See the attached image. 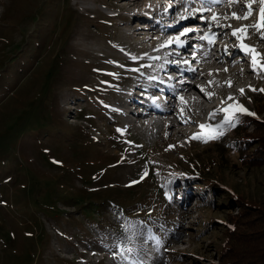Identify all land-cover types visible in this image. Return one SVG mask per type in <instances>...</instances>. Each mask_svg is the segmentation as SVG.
Returning a JSON list of instances; mask_svg holds the SVG:
<instances>
[{"label": "rangeland", "instance_id": "1", "mask_svg": "<svg viewBox=\"0 0 264 264\" xmlns=\"http://www.w3.org/2000/svg\"><path fill=\"white\" fill-rule=\"evenodd\" d=\"M155 1L0 0V264L209 263L224 231L214 221H225L229 209L223 197L215 202L206 190L212 184L226 189L228 182L252 197L264 196V166H234L231 159L215 164L212 174L187 171L171 186L175 170L168 160L176 157L193 169L190 156H200L202 147L195 153L196 145L204 141L192 134L202 129L178 133L161 122L148 123L150 117L135 123L130 119L134 113L119 103L134 88L145 92L155 83L147 80L150 72L170 61L180 65V59L170 57L179 43L171 54L156 50L186 27L167 33L184 22L176 10L163 29L160 18L144 28L138 25L153 7H163ZM197 3L202 8L211 4ZM256 11L249 21L225 22H234L235 29L256 23ZM191 26L193 36L183 40L192 38L191 56L199 52L204 59L210 44L202 37L209 27ZM258 30L249 28L244 43L264 53V29ZM132 56L161 61L143 68L145 62L135 65ZM202 59L190 63L197 73ZM250 61L240 65L244 73L251 72L244 87L238 83L232 92L233 101L254 112L251 97L264 89V72H254ZM230 73L218 76L229 79ZM169 74L175 77L178 71ZM135 98L144 99L140 92ZM191 104L175 101L167 112L176 118ZM198 111L188 115L199 124H218L224 117L219 111L213 117L212 111ZM229 136L219 140L231 145ZM225 151L238 159L236 152ZM202 153L203 161L211 155ZM145 169L148 175L141 179ZM132 218L138 226L125 232ZM119 237H131L125 240L132 249L125 253L129 259L113 255L119 252Z\"/></svg>", "mask_w": 264, "mask_h": 264}, {"label": "bare ground", "instance_id": "2", "mask_svg": "<svg viewBox=\"0 0 264 264\" xmlns=\"http://www.w3.org/2000/svg\"><path fill=\"white\" fill-rule=\"evenodd\" d=\"M154 4L162 5V0H156ZM209 5L210 6H208L207 8L205 7L203 8L211 9V11L197 12L194 16H190L189 19L188 20L186 19L183 23H176V25H174V27L170 29L167 33L168 34L176 33L183 26L190 27L191 25L200 24L204 27V26H207L209 23H211L213 26L211 28H208L207 32L215 33L214 43L218 44L219 46L216 48H213L212 47L213 43L210 44L209 46L210 51H208V54L204 57V59H202L203 57L200 58V55H198L199 52L198 54H194V56L192 57L189 52V49H191L190 46L192 45L194 46L193 44L194 40L191 38V39H188L186 47L184 46L183 48H180L178 50L180 51L179 54L172 53L170 57L173 56L176 59L177 58L180 59L181 60L180 65L179 63L177 64L175 61H170L167 67L165 66L159 71L160 73L164 75V76H161V78L163 77L162 79H166V75L168 74V72H170V70L176 69L178 71V75H175V77H173L172 79L173 83H172L171 89H160L158 87H152L155 84L153 83L151 85V88H148L145 91V92H148L153 89L154 94L159 95L163 93L165 95L163 97H165L166 99L165 104H163V107H166L167 109L165 110L163 108H158L160 106L159 105L157 106V104H155L154 102L150 103L149 112L143 113L141 110V111H138L136 114H134L132 118H130L132 121H135V123L138 117L143 118L142 122H147L146 121L147 117H150L148 123L151 124L153 122L158 121V122H161L163 125H166V127L168 128L175 127L178 133H185L188 131H197L200 129L198 126L199 125L198 120L190 118L188 115L190 114L188 113L189 111L191 112L192 109H194L196 111L200 110L203 113H207L209 111H212L213 109H218L220 105L230 102L227 100L229 93L232 94V97L234 99L235 94L232 91H236L239 88V87H236V84L240 83V86L244 87L243 83L245 81V77L247 75H250L251 72L248 71L247 73L246 72L244 73L240 65H242L246 61L251 60V58H248V56L245 55L238 48V41L236 37L233 35L232 30H231V29H235L234 28L235 23L234 22L230 23L229 21L228 23L225 22L227 20H232V21L236 20L239 22V20L242 21L243 19L229 18L225 20L223 17L225 15L230 16V14L233 12L239 14L240 16H244V13L248 10L245 4V0H222L221 3H211ZM250 6H251L252 11H251V14L248 16L249 18L253 17L257 12L256 10L261 8L260 0H253ZM197 7L202 8L201 5L193 2L189 6L187 11H189V9L191 11L193 8H197ZM145 12L147 13V11ZM160 12H161L160 19L162 21L163 18H165V12L164 11H160ZM213 12L220 14L218 17L219 24L221 25L220 27H217L216 23L211 21V19H209L208 21L200 19L202 15L203 16L206 15L207 17L210 18ZM136 16L139 17L138 19L142 18L141 14H136ZM148 16L150 17V15ZM248 17L246 18V20H248ZM197 22H200V23H197ZM225 24L231 25V28L223 27V25ZM253 24H255L254 21L250 22L248 25H253ZM152 28L146 27V31H150ZM250 29H253L254 31L256 28H250ZM194 31H195V28L193 26L191 32L183 36H180V33H179L177 36H180V39L183 40V38L185 37L193 36ZM203 31L205 32V29L201 28V32ZM174 38L175 37H169V39H172L171 44L165 43L163 44L164 46H160L156 48L157 53H166L168 49L177 46V42ZM225 46H227L226 50H225ZM188 58H191V61ZM200 59H202L203 62H202V65L201 63L199 64L201 70L199 73H197L195 71L197 70V66L193 67L192 65H190V63L193 61H199ZM141 61L143 63L145 61H148L150 63V62H160L161 59H159V57L158 59H156V57H153L151 59H145V60L144 58L143 59L138 58V59H135L134 63L137 65L138 63H141ZM220 64L222 65L225 64V68L224 69L221 68L222 69L221 70L219 68L221 66ZM199 65H198V68H199ZM228 69L231 70L230 75H228L230 76V78L221 79L218 75L221 73L223 74L228 73ZM150 76L154 77L153 74H150L147 80L149 79ZM139 81H146V80H144L143 78H139ZM209 81H211V83H209ZM227 81H231L230 86L229 84L227 85L226 83ZM132 87L134 88V85ZM138 88L139 87L134 88L133 93L127 99L119 100V103L123 104L126 107L127 111H129L128 109H131L130 107L133 106L132 104L137 102L135 98L136 97L135 92L139 91ZM205 88L206 90H210L209 92L213 93L211 97L207 95V93H209L208 91H204ZM195 91H198L200 94L195 95L196 93L195 94L193 93ZM169 94H172V95L169 97L168 96ZM181 96L187 102L185 104H188V103H193V104H191L192 106L190 105V107L186 110L185 114L175 113L176 118H174L167 111H168V108L171 107L172 104H175V101L177 102L180 101V103H182V101L179 99V97ZM222 101L224 103H222ZM182 124H187L190 128H188V130L185 131L184 126Z\"/></svg>", "mask_w": 264, "mask_h": 264}, {"label": "trees", "instance_id": "3", "mask_svg": "<svg viewBox=\"0 0 264 264\" xmlns=\"http://www.w3.org/2000/svg\"><path fill=\"white\" fill-rule=\"evenodd\" d=\"M251 99L254 102L253 110L256 115L242 114L238 116L239 123L235 127L223 131L225 136L230 134L228 138L232 142L231 145L228 142H221L220 137L199 143L198 146L196 145L195 153L199 147H202L199 151L200 156H190L193 169L187 168L183 161L176 157L168 160L175 170L171 186L187 171L192 174H212L215 164L230 159L233 160L234 166H237V162L249 168L264 166V91L258 90ZM226 148L236 152L238 159L229 157ZM203 150H207L208 154L211 153L210 157H206V161H203L205 156ZM225 184L226 189L212 184L211 188L206 190L212 193L213 201L216 197H223L229 211L225 221H214L215 225L221 224L224 231L214 258L209 263L203 264H264V196L252 197L241 192L232 183L225 182ZM208 205L209 203L206 206ZM235 210L237 212H234ZM128 224H130V233L134 232L135 226H138L137 218H132Z\"/></svg>", "mask_w": 264, "mask_h": 264}, {"label": "snow or ice", "instance_id": "4", "mask_svg": "<svg viewBox=\"0 0 264 264\" xmlns=\"http://www.w3.org/2000/svg\"><path fill=\"white\" fill-rule=\"evenodd\" d=\"M206 3H221L222 0H205ZM253 2V0H245V4L246 7L248 8V10L244 13V16H240L239 14L233 12L230 14V16L225 15L223 18L225 20L229 19V18H235V19H246L250 14H251V3ZM261 3V8H260V13H259V17L258 20L256 21L255 24L253 25H241L239 29H231L233 35L236 37L237 41H238V48L245 54V55H250L251 56V68L253 69L254 72H256L257 74H260L261 72H264V53L259 52L254 46L248 45L246 43H244V40L247 38L248 36V29L249 28H256V29H264V0H260ZM205 11H211V9H204V8H193L190 12L187 11V9H185L184 11L178 12L177 15L180 17V20H186L188 19L189 16H194L197 12H205ZM186 13V14H185ZM220 14L213 12L211 17H207V16H201L200 19L208 21L209 19H211V21L216 23L217 27H220L221 25L219 24V17ZM209 28H211L213 25L211 23H209L207 25ZM223 27H227V28H231V25L225 24L223 25ZM192 29L185 27L183 29V32L180 33V36H183L189 32H191ZM180 36L175 37L174 39L176 40L177 43H184L183 40L180 39ZM261 36L264 37V32L261 33ZM202 39H205L209 42V44L214 43L215 41V33L212 32H206ZM168 44L172 43V39H169L167 41ZM164 46V45H161ZM227 49V46H225V50ZM144 55H148L147 53H145ZM132 59H137V57L132 56ZM156 59H158V57H156ZM149 79H155V77H149ZM209 83H211V81H209ZM226 83L229 84V86L231 85V81H227ZM249 87L251 88L252 86L249 85ZM203 90V89H202ZM253 90L255 91L256 89L253 88ZM260 91H264V89H259ZM240 93L243 95L244 93V89H240L239 90ZM207 95L209 97H211L213 95V93L209 92L207 93ZM153 99H155V97H153ZM179 99L182 101V103H187L184 98L181 96L179 97ZM228 101H233V97L232 94L229 93L228 97H227ZM223 103V101H222ZM181 111H183V108L181 109ZM219 111L222 112L224 114L223 120H221L218 124H199V128L202 129L201 132L199 133H193L192 134V138L198 139V140H202L204 142H208L210 140L213 139H218L220 136L223 135V131L227 128L230 127H235L236 124L239 123V118L236 115V113H247L249 115H253L255 116L256 113L254 112H250L249 109H247L243 104L239 103L238 101H233L230 103H227V105L225 107L219 108V109H213L212 112L209 113L210 117H213L214 114ZM118 131L123 132L124 129H118ZM169 147H174V145H170ZM157 174H159L157 172ZM148 175V170L145 169L144 172L141 175V179L144 178V176ZM138 181H131V183H137ZM171 181H169L170 183ZM139 223H143L142 221ZM129 231V227L126 224L125 225V232ZM126 239H131V237H119L116 240V245L119 248V252H113L114 256H119L121 258V260L123 259H129V257L127 255H125V253H130L132 251L131 248L126 247L125 244V240ZM131 264H142V261L138 260V259H133L131 260Z\"/></svg>", "mask_w": 264, "mask_h": 264}]
</instances>
